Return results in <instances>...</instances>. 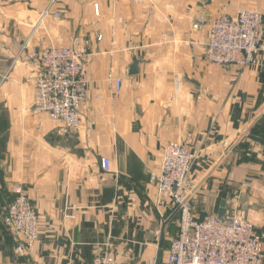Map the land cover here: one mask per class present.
Here are the masks:
<instances>
[{
  "label": "crops",
  "instance_id": "crops-1",
  "mask_svg": "<svg viewBox=\"0 0 264 264\" xmlns=\"http://www.w3.org/2000/svg\"><path fill=\"white\" fill-rule=\"evenodd\" d=\"M50 1L0 0V264H91L102 253L116 264H165L178 215L157 206L149 178L171 143L198 156L195 218L226 208L264 231V21L253 67L204 58L215 18L264 15V0H55L59 18L42 15ZM73 37L92 59L81 125L64 135L33 111L35 67L21 53ZM16 185L39 217V239L22 253L2 218Z\"/></svg>",
  "mask_w": 264,
  "mask_h": 264
},
{
  "label": "built area",
  "instance_id": "built-area-1",
  "mask_svg": "<svg viewBox=\"0 0 264 264\" xmlns=\"http://www.w3.org/2000/svg\"><path fill=\"white\" fill-rule=\"evenodd\" d=\"M51 0L43 16L59 18ZM264 15L240 10L234 16L222 14L210 24L204 46L205 61L228 69L253 67ZM201 18L193 25L200 29ZM35 67L32 109L60 125L64 135L75 133L82 122V105L87 100L86 69L91 63L90 44L73 37L66 46L48 47L21 53ZM119 81L116 91L119 90ZM198 156L187 144L171 143L161 149L158 172L150 175L158 203L169 204L177 213V231L170 241L165 264H263L264 231L243 217L231 225L219 223L215 215H192L190 172ZM102 169L110 171L109 161L100 159ZM13 200L3 213V223L17 240L16 251L24 252L39 239V217L31 206L27 190L16 185ZM91 264H116L109 253L96 255Z\"/></svg>",
  "mask_w": 264,
  "mask_h": 264
},
{
  "label": "water",
  "instance_id": "water-1",
  "mask_svg": "<svg viewBox=\"0 0 264 264\" xmlns=\"http://www.w3.org/2000/svg\"><path fill=\"white\" fill-rule=\"evenodd\" d=\"M202 2H206L207 0H201ZM130 75H134L137 73V63L134 62L131 66H130V71H129ZM260 117H258L254 123L248 128L247 131H245L244 135L248 134V132L250 131V129L252 128V126L256 123V121L259 119ZM248 139L261 143L263 142L262 140L258 139L257 137L253 136V135H247ZM217 221L223 225H231L233 222V219L229 216V212L226 208H218L216 215H215ZM166 226V222L163 223V226L161 228L160 231V236L158 239V247L161 248L162 247V241H163V235H164V228Z\"/></svg>",
  "mask_w": 264,
  "mask_h": 264
}]
</instances>
